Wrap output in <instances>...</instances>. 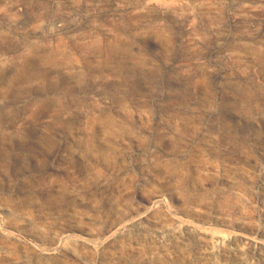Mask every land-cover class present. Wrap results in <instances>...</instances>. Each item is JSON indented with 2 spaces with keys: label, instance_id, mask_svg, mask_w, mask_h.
<instances>
[{
  "label": "rangeland",
  "instance_id": "374dc122",
  "mask_svg": "<svg viewBox=\"0 0 264 264\" xmlns=\"http://www.w3.org/2000/svg\"><path fill=\"white\" fill-rule=\"evenodd\" d=\"M7 1L0 264H264V0Z\"/></svg>",
  "mask_w": 264,
  "mask_h": 264
},
{
  "label": "built area",
  "instance_id": "2783aa9c",
  "mask_svg": "<svg viewBox=\"0 0 264 264\" xmlns=\"http://www.w3.org/2000/svg\"><path fill=\"white\" fill-rule=\"evenodd\" d=\"M102 2L103 0H20L17 8L19 23L36 25L39 33L50 37L74 35L88 16L89 9ZM12 9V2L8 0V19Z\"/></svg>",
  "mask_w": 264,
  "mask_h": 264
}]
</instances>
